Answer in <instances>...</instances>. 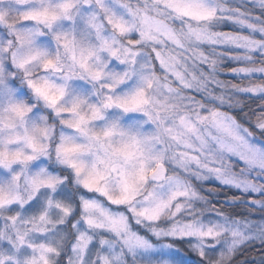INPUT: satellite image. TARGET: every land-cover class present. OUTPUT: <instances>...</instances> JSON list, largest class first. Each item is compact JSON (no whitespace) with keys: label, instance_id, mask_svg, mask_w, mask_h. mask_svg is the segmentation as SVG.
I'll use <instances>...</instances> for the list:
<instances>
[{"label":"snow or ice","instance_id":"snow-or-ice-1","mask_svg":"<svg viewBox=\"0 0 264 264\" xmlns=\"http://www.w3.org/2000/svg\"><path fill=\"white\" fill-rule=\"evenodd\" d=\"M137 114L182 146L178 172ZM256 136L264 0H0V264H65V234L102 264L116 243L147 264L264 245Z\"/></svg>","mask_w":264,"mask_h":264},{"label":"clouds","instance_id":"clouds-1","mask_svg":"<svg viewBox=\"0 0 264 264\" xmlns=\"http://www.w3.org/2000/svg\"><path fill=\"white\" fill-rule=\"evenodd\" d=\"M49 75L55 76L57 74L49 73ZM163 78H164V74L161 73L162 84H163ZM151 94L158 97L161 101H163V99L169 95L167 88L163 86L154 88ZM156 107L159 108L160 105L157 104ZM137 119L144 121L143 124L141 125L142 131L152 132L154 134L159 135L162 138L163 142L157 140L155 147L157 148V150H167L168 156L175 158V160L173 159L169 160L168 167L171 172H178L179 171V168L177 167V162L179 159L178 153L182 149V146L178 144L176 141L170 139L164 133V125L161 124L159 121H148L146 117L140 116L139 114H137ZM168 124L170 126L175 127L177 133L182 132V129H180L178 125L173 124L171 118H168ZM252 143L258 145L259 147L264 148V136L253 137ZM213 181H214V177L209 176L205 180L200 181V183L206 186ZM211 195L216 196L217 199L224 198V193L211 194ZM140 206H142V198L140 200H137L135 204L132 205V207H135L137 209ZM111 211L122 214L128 220L133 230L141 233L145 231L144 227L137 226L136 221L133 218V213L128 210L127 206L121 208H112ZM53 214L55 213L53 212ZM101 236H103L105 239H110L113 241L119 240V237H116L114 233H97L94 236V242H98V239ZM65 243L68 244V253L65 259V264H69V258H70V264H102V262L97 257L95 252L89 251L83 257L79 256L76 252H72L67 234H65ZM245 247H242L236 253L231 255H226L223 258H221L220 256L221 248H217L215 254H212L205 259V264H253V261L254 264H261L259 260L252 259L254 253L252 251H246ZM261 247H264V245H259V248L256 249V251L259 252V249ZM184 248L186 249V251L184 252L185 255L191 252V248H189L187 245H185ZM101 250L105 251L104 249ZM113 251L115 255H113V253H108L110 264H147V261L149 259V256L147 254L140 251H137L135 253H130L127 249H123L122 245L119 243H116ZM52 264H59V257L53 256Z\"/></svg>","mask_w":264,"mask_h":264},{"label":"trees","instance_id":"trees-1","mask_svg":"<svg viewBox=\"0 0 264 264\" xmlns=\"http://www.w3.org/2000/svg\"><path fill=\"white\" fill-rule=\"evenodd\" d=\"M259 248V245H255L253 246V249H251L250 251H252L254 253V255H259L260 253L256 251V249ZM253 264H254V261H253Z\"/></svg>","mask_w":264,"mask_h":264}]
</instances>
